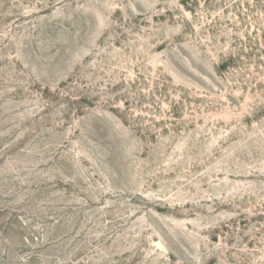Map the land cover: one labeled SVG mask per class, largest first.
Here are the masks:
<instances>
[{
  "label": "rangeland",
  "instance_id": "obj_1",
  "mask_svg": "<svg viewBox=\"0 0 264 264\" xmlns=\"http://www.w3.org/2000/svg\"><path fill=\"white\" fill-rule=\"evenodd\" d=\"M0 264H264V0H0Z\"/></svg>",
  "mask_w": 264,
  "mask_h": 264
}]
</instances>
